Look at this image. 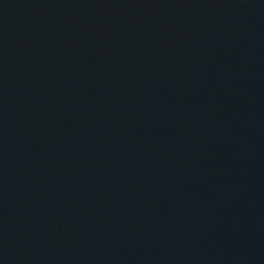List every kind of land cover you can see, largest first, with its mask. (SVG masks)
I'll return each mask as SVG.
<instances>
[{
    "label": "water",
    "instance_id": "water-1",
    "mask_svg": "<svg viewBox=\"0 0 264 264\" xmlns=\"http://www.w3.org/2000/svg\"><path fill=\"white\" fill-rule=\"evenodd\" d=\"M0 264H264V0H0Z\"/></svg>",
    "mask_w": 264,
    "mask_h": 264
}]
</instances>
